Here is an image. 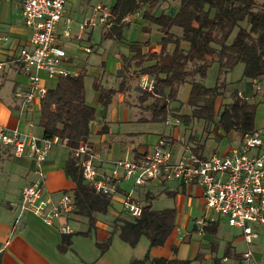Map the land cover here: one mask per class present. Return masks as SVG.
I'll list each match as a JSON object with an SVG mask.
<instances>
[{"label": "crops", "instance_id": "1", "mask_svg": "<svg viewBox=\"0 0 264 264\" xmlns=\"http://www.w3.org/2000/svg\"><path fill=\"white\" fill-rule=\"evenodd\" d=\"M91 1L67 0L65 5L68 2L89 4ZM106 3L109 7L113 1L98 0V4ZM67 15L65 9L63 20L61 19L56 26L59 43L62 47L64 45L62 40L71 38L70 33L68 37L62 35L64 29L67 28L63 25L69 20ZM125 21L128 22V25L123 29V38L113 41L117 45L126 43L128 45L125 46L127 53L118 51L112 55L111 59L106 55L102 59L103 68L96 66L89 71L92 75L91 85L93 78L99 76L103 88L116 89L122 77L126 78L125 86L121 91H116L105 106L98 102V91L95 89V93L89 101L84 94L85 102L95 108V119L90 123L91 132L88 142L102 160L98 165L103 169H109L110 162L113 160L123 157L136 159L148 153L153 142L157 141L153 140L151 133L146 130L148 126L128 130L118 128V125L122 123L146 124L149 121L147 119L149 111L144 107L149 100L144 102L138 100V95L142 90L140 87L141 76H135L137 68L132 65V62L123 66L121 59V56L129 58L133 54L129 49L131 40L126 37V30L135 22L132 28L137 27L144 32L146 37L132 42L141 44L142 51L148 49L158 51L159 49L158 43L149 42L148 45L143 46V42L150 39L152 26L141 19L140 11L127 16ZM92 29V26L85 27L82 31L79 28L75 39L80 42L88 40ZM29 37L30 29L23 23L19 0H0V60L3 62V68L0 71V125L7 129L18 128L41 135L42 131L38 122L34 123L35 116L37 115L39 118L40 100H35L31 110L25 111L20 116L14 98L15 90L24 88L26 84L25 73L16 61V57L19 49L29 44ZM89 44L81 43L77 45V49L87 56L96 49L95 46L92 47ZM84 48H89V51H85ZM65 64L73 71L72 74L81 70L85 73V61L82 59L75 60L74 56L68 54ZM40 77L41 83L46 87L52 86L56 81V79L48 78L45 73H40ZM147 78L151 79L149 76ZM262 81H264V77L255 80L244 78L240 84L241 88L235 90L239 95L253 101L255 93L261 90L258 88V84ZM222 95L214 100L215 110L223 103L220 102L223 99ZM186 98L187 95L182 100V104L185 103ZM262 100H264V92H262ZM121 104L135 107L137 112L142 110L144 113L136 112L131 120L121 119L118 116L119 109L117 108V105ZM180 111L181 105L168 107L166 118L161 121L164 126L171 125L173 127L172 133L165 135L162 132L158 135V139L168 140L173 159H177L187 149L198 156L205 157L212 152L224 153L230 147L239 144L242 134L234 131L225 134L215 125L209 129L208 133L203 129L204 132L199 138L191 134L186 140L185 136L180 135L179 126L182 121L175 114L187 113ZM29 118H33L32 128L26 126V119ZM92 137H95V140ZM179 138H183V142ZM210 138L211 141L213 140L214 147L206 149L204 141ZM217 144H224L223 148L217 149ZM68 154L69 151L64 146L56 145L50 148L43 163L45 173L43 196L45 198L48 197L55 201L64 192L72 195L71 190L74 188V183L65 173ZM32 176L30 158L26 155L15 157L9 147L0 144V192L3 194L0 199V264H127L131 258H141L146 251L151 258H176L188 260L189 264H264V225H251L256 236L252 237L250 242H246L242 230L227 224L223 217H218L215 221L207 222L204 225L197 224V218L204 213V200L201 186L194 182L182 184L176 181L154 179L134 187L135 194L139 196L142 203L146 202L145 198L149 200L150 197V206L160 197H165L166 201L163 203V207L153 208L151 206V208L155 210L174 208L175 224L162 246L148 247V239L141 235L135 246L131 247L119 237L118 230L115 229V224L118 222L116 219L124 214L120 208V197L130 188V181L120 184L119 192L112 196L111 205L106 213H93L92 225L89 224L86 217L74 214V210L66 217L55 219L52 224H47L30 211H23L20 214L18 207L11 204L13 200L18 199L21 187L28 183ZM222 220L228 226L235 227L238 232L227 231L225 234H220ZM61 224L67 225L71 232H61L59 230ZM64 235H69V241L65 244L61 242ZM108 236L111 238L110 245L101 252L95 242H103ZM143 236L145 238L141 240ZM252 242L258 245L255 250L250 248ZM247 250L251 252V257L248 260L243 257V253Z\"/></svg>", "mask_w": 264, "mask_h": 264}, {"label": "trees", "instance_id": "2", "mask_svg": "<svg viewBox=\"0 0 264 264\" xmlns=\"http://www.w3.org/2000/svg\"><path fill=\"white\" fill-rule=\"evenodd\" d=\"M109 16L101 25V38L121 40L123 29L128 25L127 16L140 11V17L153 24L161 33L158 51H142V45L131 42L133 54L121 56L123 66L132 62L137 69L135 76H149L151 89H142L138 100L149 102L144 106L149 111V121L166 118L171 102L176 101L179 85L189 84L185 104L190 114H175L187 123L193 118L204 121L208 133L210 125L217 126L223 133L230 131L247 134L255 131L254 115L256 102L232 92L230 102H223L215 110L214 100L224 90L223 75L241 63L242 78L255 80L264 77V0H112ZM178 1V2H177ZM175 5L173 11L160 8L161 3ZM179 29V33L173 31ZM90 36H88V39ZM149 41L143 42V46ZM172 44V50L168 45ZM217 63L214 86H205L203 78L213 62ZM147 62L146 64H144ZM126 78L119 80L118 87L103 88L99 76L93 78L92 87L98 91V102L105 106L116 91L125 86ZM84 72L57 77L47 87L40 99L38 125L42 135H57L66 138L69 151L65 173L74 183L71 190L76 209L74 214L86 217L93 224V213H106L111 198L96 193L81 177L76 159L70 149L88 142L90 123L95 119V108L84 100ZM173 110V109H172ZM143 203L141 214L131 218L122 214L116 220L115 229L119 237L133 247L139 237L148 239V247L162 246L175 224V209H152L148 198ZM71 236V235H70ZM110 236L103 242H95L101 252L110 245ZM64 235L62 243H68ZM61 246V245H60ZM127 264H189L188 260L149 257L146 251L141 258H131Z\"/></svg>", "mask_w": 264, "mask_h": 264}, {"label": "built area", "instance_id": "3", "mask_svg": "<svg viewBox=\"0 0 264 264\" xmlns=\"http://www.w3.org/2000/svg\"><path fill=\"white\" fill-rule=\"evenodd\" d=\"M67 0H19L23 23L30 29L28 45L19 49L16 61L22 67L26 84L15 90V104L22 116L30 111L35 100H40L47 87L41 83L40 73L57 79L60 75L72 74L65 64L67 54L59 43L56 26L64 17ZM109 16V7L104 4L93 6L92 12L84 16L80 25L85 27L103 25ZM69 36L66 28L62 34ZM89 51V48H84ZM3 62L0 60V71ZM152 79L141 75L140 87L151 89ZM32 118L26 119V126L33 127ZM183 142V138H179ZM0 144L11 149L13 156L26 155L32 161V179L20 189L19 197L12 201L19 213L30 211L45 223L66 217L76 209L73 196L64 192L52 201L43 196L45 173L43 163L52 146H66V138L53 135H37L18 128L7 129L0 125ZM187 149V148H185ZM76 159L81 177L96 193L115 196L120 184L130 181L128 190L120 197L121 211L131 218L141 214L142 201L135 194L134 187L149 180L176 181L182 184L196 183L201 186L204 213L196 223L204 225L218 217L227 224L240 228L246 242L256 236L251 225H264V130L257 129L243 134L237 146L224 153L212 152L208 156H198L187 149L177 159L172 158L168 140L159 138L152 148L138 158H119L110 162L109 169L100 167L98 153L87 142L70 149ZM63 233L71 232L67 225H60ZM243 257L248 260L251 252Z\"/></svg>", "mask_w": 264, "mask_h": 264}, {"label": "rangeland", "instance_id": "4", "mask_svg": "<svg viewBox=\"0 0 264 264\" xmlns=\"http://www.w3.org/2000/svg\"><path fill=\"white\" fill-rule=\"evenodd\" d=\"M178 2V1H177ZM98 4V0H92L89 4H82L80 2H76V3H67L65 5V9H66V13H68L67 17H69V20L67 22V19L65 20L67 23L63 24L65 25V28L67 27L69 29V33L71 38H64L62 40L63 48L65 50V52L67 53V55H71L75 57V60H79L82 59V61H85V73H84V86H85V94H86V98L87 101L91 100L93 94L95 93V90L92 88L91 85V79H92V75L89 73V71H91L92 67H102L103 68V63H102V59H104V57L107 55L108 57H112V55L114 53H117L118 51L120 53H127L126 50V43H121L119 45H117L116 42L113 41V39L111 38H101V28L99 25L95 24L93 25V29L91 32V36L90 39H86L82 42H80L78 39H75V36L79 33V28L80 25L83 21L84 16L89 15L92 12V8L93 6ZM107 6V3L104 4ZM109 5V4H108ZM164 8L165 10L167 9L168 11H173L175 5L169 3V5H166L165 3H161L160 8ZM63 20V19H62ZM62 23V21L60 22V24ZM133 24L135 25V22L131 24L130 28H128L126 30V37L128 39L131 40V42L133 40H142L144 39V32H142L140 29H138L137 27L135 29L132 28ZM152 26V31L150 33V39L149 42L150 43H157L156 41H158V39L161 36V33L157 30L156 26L151 24ZM64 27V26H63ZM173 31L175 33H179V29L178 28H174ZM146 37V36H145ZM81 43H90L89 45H91L92 47L95 46V50L93 52H91V54L89 55H85L84 53H82V51L77 49V45L81 44ZM128 46V45H127ZM172 44L168 45V50L171 49ZM128 48V47H127ZM147 62H145L144 64H146ZM242 64L238 63L236 64L231 70L227 71L224 73L223 75V79H224V90H223V99L220 100V102H227L230 101L232 98V92L236 89V88H241L240 84H242L243 79L242 78ZM216 77H217V63L214 61L210 67L207 69L206 75L203 79V83L205 86H214L215 82H216ZM104 84L106 85V82H104ZM258 88H260V92L258 91L257 93H255V95L253 96L252 100L254 102H256V110H255V115H254V126L256 127V129H262L264 130V100H262V92H264V81H262L261 83L258 84ZM187 91H188V83H183L181 85H179L177 92H176V101L171 102V104H169L170 107L172 106H176V105H181V111L182 113H189L191 109L189 108V106H187L185 103L182 104V100H184V98L187 95ZM243 95L244 92L242 91ZM248 93V91H247ZM251 100V98H250ZM180 102V103H179ZM112 108V106H111ZM117 108L119 109L118 111V116L119 118L123 119V118H127L128 120L133 119L132 117L134 116V114L137 112L136 108L134 107H127L124 106L123 104L121 105H117ZM137 113H144V111L140 110V112ZM146 113V112H145ZM33 120V118H32ZM38 122V118L37 115L34 118V123L37 124ZM135 122L131 123V122H127V123H122L120 125H118V128L120 130H128L131 128H138V127H146L148 126L146 130H148V132L151 133L153 140H157L158 139V135L161 134L162 132H164L165 135L167 134H171L173 127L171 125L169 126H164L163 125V121H147L146 124H136L135 126ZM117 127V126H116ZM210 129L213 128V124L209 126ZM203 128H204V121L202 119H197V118H193L191 119V121L185 123L182 121V123L179 126V130H180V135L185 136L186 140L189 138V136L191 134L196 135L197 138H199L201 136V133H203ZM206 133V132H205ZM204 137V136H203ZM141 138V137H140ZM205 138V137H204ZM93 140H95V137H92ZM204 141V140H203ZM156 142V141H155ZM153 142V143H155ZM213 140L211 141L210 139H206V141H204V145L206 147V149H210L213 145ZM224 144H217V149L221 150L223 148ZM214 147V146H213ZM152 148V147H151ZM11 188H14V186H11ZM2 192H0V199L2 198ZM8 199V198H5ZM166 198L165 197H160L159 199H157L156 201H154L151 206L153 208H160L163 207L162 205H164L163 203H165ZM201 215H199L200 217ZM223 221V220H222ZM222 227L220 229V234H225L227 231H233L234 233H237L238 230L235 227H230L226 224V222L224 223V221L222 222ZM145 237H141V240H143ZM241 246V245H240ZM258 245H256L254 242H252L250 244V248L251 249H256Z\"/></svg>", "mask_w": 264, "mask_h": 264}]
</instances>
